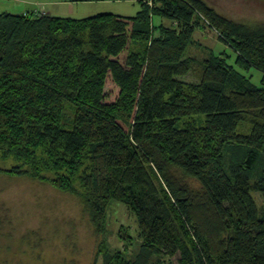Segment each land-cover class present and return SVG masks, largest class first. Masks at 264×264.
<instances>
[{"label":"trees","instance_id":"16d2710c","mask_svg":"<svg viewBox=\"0 0 264 264\" xmlns=\"http://www.w3.org/2000/svg\"><path fill=\"white\" fill-rule=\"evenodd\" d=\"M136 1L129 16L0 13V144L25 163L43 145L54 168H82L80 194L66 176L49 182L79 194L95 233L110 202L127 206L139 251L100 246L103 264H264V214L251 195L264 198V24L208 0ZM205 28L236 54L231 63L223 51L188 55L205 52L193 40ZM195 65L199 82L186 83ZM193 116L200 125L181 124ZM0 173L44 180L36 166Z\"/></svg>","mask_w":264,"mask_h":264},{"label":"rangeland","instance_id":"374dc122","mask_svg":"<svg viewBox=\"0 0 264 264\" xmlns=\"http://www.w3.org/2000/svg\"><path fill=\"white\" fill-rule=\"evenodd\" d=\"M208 1L220 12L238 22L242 21L251 26L264 24V0ZM139 10L140 4L136 0H0V13L13 14L31 11L37 14L45 12L57 16L84 18L97 13L129 16L135 15ZM152 21L156 24L158 18L154 16ZM201 34L206 39L203 41L206 46L218 44L220 41L216 32L210 28H205ZM213 47L211 48L215 53L223 51L229 55L230 63L236 57L233 50L224 43ZM133 49L141 51L142 48L135 46ZM197 49L200 50L198 46L191 47L188 55L197 59L208 55L209 48H203V55L199 51L196 53ZM249 75L252 84L259 85L262 74L254 69L247 73V77ZM199 77L198 67L195 65L181 79L186 83H198ZM63 116L65 124H71L74 115L69 105L65 106ZM246 119L238 127L239 132L244 134L249 133L251 128L250 119ZM201 120V116H193L184 118L181 124L200 125ZM45 149L43 145L34 148L33 160L25 163L13 155H8L0 144V169L20 166L21 170L30 171L36 166L44 177L41 180L30 173L12 176L0 173V264H103L102 256H98L100 246L114 257L118 255V250L126 246L127 251L120 255L133 259L139 251L138 224L127 206L116 201L110 202L105 213L104 228L95 233L79 196L84 191L79 182L82 168L70 174L64 168H54ZM224 153V162L228 163L233 153L230 148ZM61 175L70 179L79 194L57 189L49 182V179ZM255 178L256 176L253 179ZM188 181L195 188L199 187L197 182ZM251 195L259 211L264 214V198L261 193L252 191ZM112 263H116V260ZM165 264L177 262L173 258Z\"/></svg>","mask_w":264,"mask_h":264},{"label":"crops","instance_id":"0c3cea01","mask_svg":"<svg viewBox=\"0 0 264 264\" xmlns=\"http://www.w3.org/2000/svg\"><path fill=\"white\" fill-rule=\"evenodd\" d=\"M25 12V11H24ZM23 13V12H22ZM204 31H205V29H196V31H194V35H193V40L195 41V43L197 44H199L200 46H202V48H206V49H210V50H212V51H214L212 48H214L213 46L214 45H217V46H219V44H223V42H220L219 41V43L218 44H213V45H208V46H206V44L205 43H203V41H205L206 39H205V37H204V35L203 34H201V33H204ZM212 48H211V47ZM219 48V47H218Z\"/></svg>","mask_w":264,"mask_h":264}]
</instances>
